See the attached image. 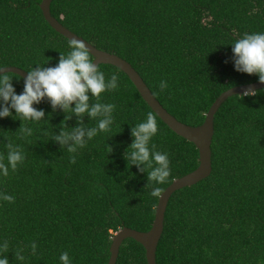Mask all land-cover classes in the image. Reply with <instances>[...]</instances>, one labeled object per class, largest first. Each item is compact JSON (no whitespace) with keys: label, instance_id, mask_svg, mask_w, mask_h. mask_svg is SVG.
Returning a JSON list of instances; mask_svg holds the SVG:
<instances>
[{"label":"trees","instance_id":"16d2710c","mask_svg":"<svg viewBox=\"0 0 264 264\" xmlns=\"http://www.w3.org/2000/svg\"><path fill=\"white\" fill-rule=\"evenodd\" d=\"M43 1L0 0V67H54L60 53L71 50V41L45 20ZM51 13L97 49L129 62L162 106L192 127L205 123L225 92L258 82L234 71L230 45L245 33L264 31V0H54ZM99 67L106 76H119L120 87L101 98L116 105L115 124L77 153L51 141L66 114L53 112L47 100L35 107L46 119L51 114L49 124L23 122L33 129L30 137L19 131L21 121L0 120V154L10 141L26 156L0 180V192L15 197L13 203L0 201V243L8 241L10 264H60L65 251L73 264H109L117 233L151 231L160 196L200 166L197 147L154 113L123 71ZM9 75L21 78L13 81L21 93L23 78ZM162 80L168 83L164 91ZM258 93L231 97L217 113L213 172L172 196L157 264H264V90ZM148 113L160 129L152 143L170 160L171 175L158 185L159 196L151 194L147 173L124 159L133 142L131 126ZM66 123L76 127L77 118ZM83 123L96 121L85 116ZM19 250L24 261L15 256ZM117 264H148L147 252L128 239Z\"/></svg>","mask_w":264,"mask_h":264},{"label":"clouds","instance_id":"9594fccd","mask_svg":"<svg viewBox=\"0 0 264 264\" xmlns=\"http://www.w3.org/2000/svg\"><path fill=\"white\" fill-rule=\"evenodd\" d=\"M87 45L83 40H73L70 43L71 50L67 54L60 53L59 61L54 67H45V64L43 67L36 66L26 71L23 91L19 94L13 81L21 78L15 79L9 75V68L0 67V120L11 118L21 121L19 131L24 137H30L33 135V129L23 122L49 124L51 114L46 119L45 111L35 107L47 100L53 112L60 109L66 114L65 122L59 126V133L54 132L51 141L59 145L61 150L70 153H77L85 148L101 132H109L115 124L113 114L116 105L104 103L101 98L103 94L120 87L119 76H106L94 63ZM230 46L234 71L255 76L260 84H264V31L245 33ZM159 88L161 91L166 90L167 81L162 80ZM258 94L255 90H248L240 97L252 98ZM73 116L77 118V126L68 128L66 122ZM85 116L89 121L95 120V126L85 125ZM159 131L156 116L148 113L144 121L131 126L133 142L124 153L127 164L135 166L141 173H147V180L154 184L151 192L153 196L160 195L162 189L158 185L164 184L171 175L168 154L158 151L152 143ZM44 134L47 135V132ZM5 147L6 154H0V180L8 178L10 173H15L26 159L21 145L9 141ZM107 147L108 154L114 151L108 144ZM72 162L75 163V159ZM0 201L13 203L15 197L0 192ZM30 248L32 255H35L38 245L33 242ZM8 249V241L0 243V264H10L9 252L4 254ZM15 256L21 261L25 260L23 250L17 251ZM59 260L60 264H73L66 251L61 253Z\"/></svg>","mask_w":264,"mask_h":264},{"label":"water","instance_id":"95a60500","mask_svg":"<svg viewBox=\"0 0 264 264\" xmlns=\"http://www.w3.org/2000/svg\"><path fill=\"white\" fill-rule=\"evenodd\" d=\"M54 0H44L41 4V10L43 12L45 20L50 26L60 35L70 40H83L86 42L90 51V54L94 57V63L98 66L111 65L123 71L135 85L144 101L154 111V113L177 135L193 143L200 153V166L197 170L189 175L176 180L161 196L159 205L156 210V218L151 231L147 233L139 232L130 228H123L113 238V244L111 247V259L109 264H117L120 250L124 242L128 239H133L141 244L147 252L148 264H157V251L160 241L164 234L165 219L167 209L172 196L185 188L192 187L198 183L209 178L213 172L212 161V144L215 135V119L220 108L231 97L240 96L243 92L248 90H264V84L259 82L235 87L225 92L221 97L217 99L209 113L206 115V121L203 125L198 127H192L180 122L173 115H171L162 104L156 99L152 91L149 89L143 78L135 70V68L126 60L121 57L111 54L105 51H101L94 47L91 43L85 39L79 37L66 27H64L51 13V6ZM12 74L19 75L22 78H26V71L16 68L8 67Z\"/></svg>","mask_w":264,"mask_h":264}]
</instances>
